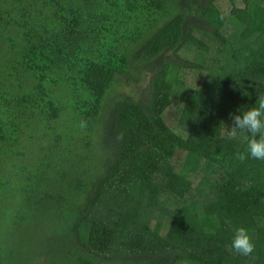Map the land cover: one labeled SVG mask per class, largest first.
<instances>
[{
    "label": "trees",
    "instance_id": "trees-1",
    "mask_svg": "<svg viewBox=\"0 0 264 264\" xmlns=\"http://www.w3.org/2000/svg\"><path fill=\"white\" fill-rule=\"evenodd\" d=\"M261 92L264 0H0L1 237L45 232L44 264H264V161L226 129Z\"/></svg>",
    "mask_w": 264,
    "mask_h": 264
},
{
    "label": "clouds",
    "instance_id": "clouds-1",
    "mask_svg": "<svg viewBox=\"0 0 264 264\" xmlns=\"http://www.w3.org/2000/svg\"><path fill=\"white\" fill-rule=\"evenodd\" d=\"M232 120V127L226 128L230 139H235L238 131H246L251 137L247 143V154L237 153V159L243 161L246 158H252L264 161V97L259 98L256 106L232 116ZM80 127L83 129L87 125L81 121ZM117 139H122V135H118ZM229 251L242 256H249L253 253L254 244L247 229L244 227L235 229Z\"/></svg>",
    "mask_w": 264,
    "mask_h": 264
},
{
    "label": "rangeland",
    "instance_id": "rangeland-1",
    "mask_svg": "<svg viewBox=\"0 0 264 264\" xmlns=\"http://www.w3.org/2000/svg\"><path fill=\"white\" fill-rule=\"evenodd\" d=\"M149 78V76H147ZM147 87V84L145 81L138 82L135 86L132 88H126L127 92L131 95H133L138 100H142L144 96V90ZM260 97H264V92L259 93L252 101L251 104L253 106H256L258 103V100ZM171 110L166 111V117L170 116L171 120ZM184 136V135H183ZM45 232L41 231L40 235L38 234H29V235H18L15 237H1L2 234H0V264H44L45 260L47 259V256L39 258L40 252H39V246L43 243ZM34 238V239H32ZM20 240H30V246L29 248L25 247H19L17 245H14L17 241ZM14 242L11 247V243ZM26 243V242H25ZM24 243V244H25ZM35 246H34V245ZM10 253L16 254L15 258H8V254ZM36 253V254H35Z\"/></svg>",
    "mask_w": 264,
    "mask_h": 264
}]
</instances>
